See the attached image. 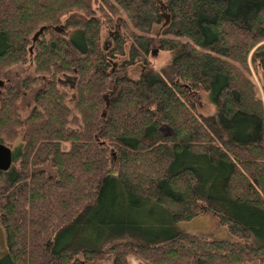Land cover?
I'll return each instance as SVG.
<instances>
[{"label": "trees", "instance_id": "trees-1", "mask_svg": "<svg viewBox=\"0 0 264 264\" xmlns=\"http://www.w3.org/2000/svg\"><path fill=\"white\" fill-rule=\"evenodd\" d=\"M19 63L0 264H264V0H0V79ZM204 211L228 236L179 229Z\"/></svg>", "mask_w": 264, "mask_h": 264}, {"label": "rangeland", "instance_id": "rangeland-1", "mask_svg": "<svg viewBox=\"0 0 264 264\" xmlns=\"http://www.w3.org/2000/svg\"><path fill=\"white\" fill-rule=\"evenodd\" d=\"M95 3V2H93ZM96 5V4H95ZM108 40L106 38V31L102 33L101 35V43L105 44ZM126 49V45H125ZM169 58V54L166 51H154L151 56L150 60L152 61V65L155 68H158L160 65L164 64ZM253 77L255 78L257 84L261 87L262 83L264 82V74L261 69H253ZM132 77H136L138 75V71L136 68H133L130 72ZM27 76H33V70L32 67L28 63H19L12 65L8 67L5 70V73L3 74V78L0 79L3 81V83L12 84L15 88H19L21 80ZM70 81L69 78L66 79V83ZM68 89V86L65 87ZM36 89V87L30 88L27 92H24L21 94L20 100H19V106L23 108L22 115H25L30 107L32 106V96L33 92ZM264 101V96H262ZM199 111L208 114L211 111V106L206 102L205 97L201 98L199 104ZM71 127H77V121L74 116L71 118ZM162 132H164L162 130ZM16 142H19V137H17ZM15 142V143H16ZM43 169L47 171L49 174L52 173L49 165L44 166ZM179 229L183 230H190L195 233H199L201 235H204L206 237H218V236H228L227 229L225 226H221L216 216L210 212V211H204L201 215L197 216L190 222H183L180 224ZM5 233L4 229L2 228L0 224V254L4 252L5 250ZM86 264H111L110 259H104L101 261H94V262H87ZM129 264H137V259L133 256H130L129 258ZM246 264H254V263H246Z\"/></svg>", "mask_w": 264, "mask_h": 264}, {"label": "water", "instance_id": "water-1", "mask_svg": "<svg viewBox=\"0 0 264 264\" xmlns=\"http://www.w3.org/2000/svg\"><path fill=\"white\" fill-rule=\"evenodd\" d=\"M167 21V16L164 15V22ZM42 27L38 29V31L33 34L32 39H35V37L40 33ZM3 85V81L0 80V87ZM11 162V150L9 147L4 145L3 143H0V171H5L10 166Z\"/></svg>", "mask_w": 264, "mask_h": 264}]
</instances>
